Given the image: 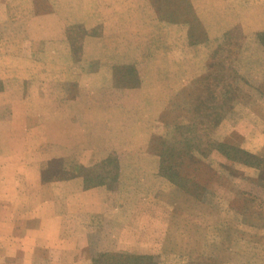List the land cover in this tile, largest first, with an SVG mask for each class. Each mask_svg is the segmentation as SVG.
I'll return each instance as SVG.
<instances>
[{
  "label": "rangeland",
  "instance_id": "1",
  "mask_svg": "<svg viewBox=\"0 0 264 264\" xmlns=\"http://www.w3.org/2000/svg\"><path fill=\"white\" fill-rule=\"evenodd\" d=\"M52 60L35 108L64 97L90 147L41 150L45 174L89 155L85 183L113 200L81 227L92 259L72 264H264V0H0V78Z\"/></svg>",
  "mask_w": 264,
  "mask_h": 264
},
{
  "label": "crops",
  "instance_id": "2",
  "mask_svg": "<svg viewBox=\"0 0 264 264\" xmlns=\"http://www.w3.org/2000/svg\"><path fill=\"white\" fill-rule=\"evenodd\" d=\"M28 63L23 66L29 67ZM41 64H46V75L32 76L29 70L22 72V76L0 78L1 83L23 85L21 94H16L20 87L10 85L0 92V259L36 261V264H72L70 261L75 260L88 263L93 255L81 227L108 214L113 200L108 198L110 193L104 186L85 183L82 170L92 162L89 155L61 152L55 159L74 165L71 174L53 179L46 176L52 157L41 150L69 148L89 154L86 149L90 144L86 128L75 118L68 116L70 120L67 118L65 125L61 120L64 97L55 94L53 98L56 105H61L58 112L56 107L53 112L42 105L35 108L37 99L51 101L46 84L57 83L59 76H49V69L61 68L56 60ZM76 99L71 96V100ZM52 116L56 117L54 125L57 124L53 141L40 135L32 144V134L47 132V127L53 124ZM64 131L71 134L62 135ZM34 148L40 149L35 153L39 156L32 154Z\"/></svg>",
  "mask_w": 264,
  "mask_h": 264
},
{
  "label": "trees",
  "instance_id": "3",
  "mask_svg": "<svg viewBox=\"0 0 264 264\" xmlns=\"http://www.w3.org/2000/svg\"><path fill=\"white\" fill-rule=\"evenodd\" d=\"M231 149V148H230ZM232 151H234L235 154L237 155H243L245 156V158H242V159H237L238 161L242 162V163H246V164H251L250 162L247 161V159H254V155L252 154H249L248 152H245L244 150H240V149H235V148H232L231 149ZM131 260V259H130ZM134 261V260H133ZM130 263V262H129Z\"/></svg>",
  "mask_w": 264,
  "mask_h": 264
}]
</instances>
